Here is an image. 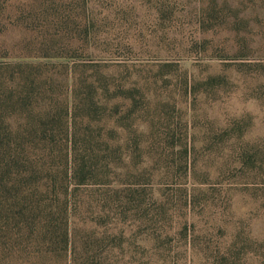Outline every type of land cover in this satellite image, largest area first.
<instances>
[{"label": "rangeland", "instance_id": "obj_1", "mask_svg": "<svg viewBox=\"0 0 264 264\" xmlns=\"http://www.w3.org/2000/svg\"><path fill=\"white\" fill-rule=\"evenodd\" d=\"M5 80L31 97L13 144L48 99L98 165L67 201L0 200V264H264V0H0Z\"/></svg>", "mask_w": 264, "mask_h": 264}, {"label": "trees", "instance_id": "obj_2", "mask_svg": "<svg viewBox=\"0 0 264 264\" xmlns=\"http://www.w3.org/2000/svg\"><path fill=\"white\" fill-rule=\"evenodd\" d=\"M10 82V80H5L2 83V87L9 92V95L5 92L6 96L4 95L5 98L2 99L3 93H0V200H14L17 201V204L23 203V207L26 204L31 206L33 200L45 202L59 197L63 198V200L58 201H64L68 197L67 193L71 185H83L94 178L93 174L98 164L94 163L93 159L97 156L94 153L85 152L80 144L83 142L75 138L77 128L80 126L77 124L76 119L69 121V124L65 123L69 134L67 133L60 140L55 139L53 128L57 125L56 121H54L55 116L52 114L53 104L48 99H42L43 105L40 106L39 120L32 119L31 122L33 123L28 122L22 125V129L25 126V130L30 128L34 132H39V140H20L19 146L16 143L13 144L7 132L12 128L11 122H9V125L8 121L6 122V113L9 109L8 103L11 99L18 105H22L31 97L30 94L22 96L20 90L15 95L17 90L12 87L14 82ZM81 83L80 78H72L71 96L66 101L67 105H70V103L72 105L66 107L67 111L69 108L70 110L77 107L90 108L94 103V95L97 94L95 83L92 82L90 84V90H95L94 95L87 93L86 98H82L80 95ZM44 84L46 86L47 82ZM19 86H21V83L17 82L16 87L18 88ZM90 117L91 115L89 114L87 118L89 119ZM22 129L18 128L17 131ZM24 142L28 147L33 146L38 149L35 154L31 153L30 155V152L25 151V148L21 149L24 147ZM58 145L60 152L57 154L53 153ZM12 148L14 153H11ZM52 167L60 170L55 169L54 171ZM45 170L46 174H43V179L41 178L45 183L41 185L37 180ZM53 171L57 176L52 175ZM51 208L53 210V206ZM52 210L50 212L44 211L43 216L45 219L53 220L55 213ZM63 213V208H58V215L62 216L64 215ZM47 220L45 221L46 223H48Z\"/></svg>", "mask_w": 264, "mask_h": 264}]
</instances>
